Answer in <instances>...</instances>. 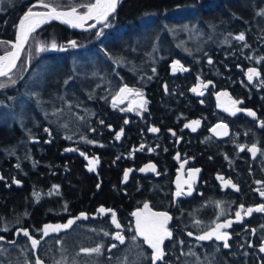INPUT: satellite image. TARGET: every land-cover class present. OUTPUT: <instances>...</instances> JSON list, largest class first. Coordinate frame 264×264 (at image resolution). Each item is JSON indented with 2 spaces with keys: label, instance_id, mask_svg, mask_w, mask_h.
Returning <instances> with one entry per match:
<instances>
[{
  "label": "trees",
  "instance_id": "trees-1",
  "mask_svg": "<svg viewBox=\"0 0 264 264\" xmlns=\"http://www.w3.org/2000/svg\"><path fill=\"white\" fill-rule=\"evenodd\" d=\"M57 3L64 8L79 5L75 0H54V4ZM23 7L22 0L1 7L3 10L8 8V11L0 14V41L12 39L17 16L23 11ZM177 7L181 9L183 7L181 12H185L184 16L188 17L186 21L196 22L200 30V36L185 47L182 46L183 50L180 47L182 45L180 38H177L178 34L170 36L166 32L168 27L185 20L184 17L173 18L182 15L181 12L178 13L179 16L173 15ZM110 22L112 26L108 28L101 26L99 30L96 28L81 31L70 30L66 26L51 22L33 33L25 45L19 63L11 74L12 79L17 75L21 61H27L25 69L28 70L30 64L31 74L32 70L43 68L50 74L55 73L58 80L62 74L65 76L73 73L72 77L67 76L69 82L73 83L78 79L75 74H78L82 82L89 81L86 83L87 86L85 82L83 84L77 82L71 89L65 90L63 98L58 100V112L65 123L85 126L90 122L86 130L77 132V136L92 141V144L89 143L91 146L79 139L74 144H80H76L78 149L79 146L82 150H85V147L89 148L91 154H97L101 159L100 164L105 166L96 174L85 172L80 161L81 157L77 152L71 155L64 150L59 140L60 136L48 123L44 125L39 121V125L29 127L27 132L33 139L24 140L21 135L24 127L26 131V126L23 123L20 127L14 122L11 126L0 123V177H2L0 191H4L2 192L4 195L0 192V228H3L4 220L10 221L17 217L15 220L20 221L18 226L27 228L29 233L34 235L43 222L42 215L37 216L39 208L49 210L45 216H49L50 220H58L59 214L51 211H58L62 207L70 210L69 202L64 201L75 200L78 194H82L84 198L94 194L93 197L98 204L104 203L114 207L119 213L127 212L130 206L133 208L143 198L151 200L147 193L153 194L154 186L157 185L154 179L152 180V176L146 181L137 172L142 160L153 159L158 164L159 172L163 170L167 172L173 168L172 155L176 150L192 155L205 174L211 175L212 171L217 170L225 175L230 174L243 197L229 191L222 192V199L251 200L250 187L256 180L264 181V177L260 175L264 173V159L261 157L264 155V126H262L264 60L260 59L264 57V0H121ZM147 22L149 24L146 30L147 36L160 37L158 41L160 47L156 51L149 47L145 49L143 46L129 44L134 36L144 35L137 30ZM100 30L103 34L97 37L96 33ZM241 32L245 34L244 41L235 39ZM33 39H37L34 44ZM61 40H75L78 47L52 50L49 53H40L33 49L37 47L38 42L46 49V45H50L53 41L58 45ZM178 46L180 48H177ZM8 48V45H0V54ZM86 51H90L87 53H91L92 56L96 54L100 56L91 64L88 62V55L84 54ZM143 51L146 52L143 54ZM186 51L189 53H185ZM72 52L75 54L74 57L84 55L85 59H77L72 65L70 56L69 59L64 56ZM33 54L35 55L31 58ZM61 56L67 58L61 66L54 65L56 68L53 67L52 70L48 64L40 66L42 62L47 63L46 61L50 62L51 58ZM140 58L151 67L147 69L149 78L147 81L133 82L134 77L126 67L130 61L136 62ZM175 58L183 64L186 71H172L171 63ZM209 60L212 62L209 63ZM121 62L126 70L119 66ZM36 63L40 64L37 66ZM253 67L260 72V75L253 77L250 82L246 71ZM146 73L141 74L146 75ZM84 74H88L89 77L83 78ZM197 80L208 82L202 94H195L190 89ZM36 81H39L40 85L43 84L41 90L44 92L42 95L45 96L41 99L60 91L59 84L51 86L47 80ZM0 82H5L7 85L8 78L0 77ZM33 83L38 85L37 82ZM121 83L140 86L145 90L148 104L139 116L130 110L121 111L117 105L113 107L110 103V93L115 92L116 87ZM83 85L86 86L84 89ZM10 89L11 86L0 89V104H7L11 95H20L21 90L17 89L12 94ZM224 89L228 94L239 99L243 107H251L257 116L252 118L241 112H236L235 115L223 113L216 105V97L213 94L218 90L223 92ZM84 90L87 93L86 98H84ZM34 91L37 93V90ZM70 101L72 104L68 107ZM74 104L80 105L81 108H73ZM65 105L68 109L62 108ZM44 106L49 109L52 107L48 102ZM53 109L56 110V107ZM69 112L71 117L68 116ZM72 114H76L75 118L79 119L74 122ZM217 120H224L230 126V133L226 139L214 138L208 132L209 126ZM192 121L200 122L199 128L195 131L192 127H185ZM78 124L76 127H80ZM151 126L159 129V132L148 133L147 129ZM45 129L48 131L46 132ZM121 129L123 132L120 138L116 139V134ZM23 141L26 144H23ZM248 143L255 144L259 149L255 158L247 152ZM141 144H145V147L140 154L136 152V148ZM176 144L177 148L174 150L173 145ZM238 144L243 148L238 149ZM150 146L153 151L147 153L146 150ZM221 157L224 159L221 160ZM125 168L131 169L128 185L125 183L114 185L113 181L122 182ZM117 170L120 172H116ZM67 177L70 179L68 182L72 179L73 182L80 184L82 191L80 192L78 187L76 194L74 189H67L68 187L64 185V178ZM16 180L20 183H15ZM99 180L102 182L98 183ZM104 181L109 182V186L112 183V187L107 189V186H103ZM61 183L64 190L59 191L58 195H49L45 191L48 189L46 187L59 186ZM96 183L99 187H96ZM34 192L40 193L39 201L33 196ZM18 194L19 198L15 199ZM85 200L87 199L71 207L73 213L84 209L82 207L85 206ZM59 202H62L61 205ZM0 236L5 237L2 242L10 239V234L6 231H2ZM36 252L38 255L46 256L42 253L41 247ZM38 255L36 253V256ZM45 258H47L45 260L49 259L47 256ZM3 261L4 258H0V263Z\"/></svg>",
  "mask_w": 264,
  "mask_h": 264
},
{
  "label": "rangeland",
  "instance_id": "rangeland-1",
  "mask_svg": "<svg viewBox=\"0 0 264 264\" xmlns=\"http://www.w3.org/2000/svg\"><path fill=\"white\" fill-rule=\"evenodd\" d=\"M15 1L16 0H3V2H0V5L3 8V6L5 4L10 5V4L14 3ZM32 2H34V1L33 0H22L23 6H24L23 11L27 8L28 4H30ZM75 2H76V4H83V3L89 2V0L88 1L87 0H75ZM72 6H75V5H72ZM1 7H0V14L1 13L5 14V12L8 11V8L3 10ZM182 9H184V8L182 7ZM182 9H181V7H177V9L175 8L173 11V15L174 14L178 15V13H180L182 11ZM181 13H182V15L180 17H174L173 16V18L176 19V18L184 17L185 20L183 22L178 23L177 25H174L172 27H168V29H166V32L170 36L178 34L177 38L178 39L180 38V42L182 43V45L180 47H182V46L185 47L186 44H189L190 42L195 41L196 38H198L200 36V30H198V25L196 22L186 21V19L188 17L184 16L185 12H181ZM110 26H112L111 22H110ZM148 26H149L148 22L146 24H144L143 26H140L138 28L137 32H139L140 34H144V35H142V37H139L138 35L134 36V39L130 40L129 44H131L132 46H134V45L135 46H143V47H145V49L147 47H149L151 50L156 51L160 47V43L158 42L160 37L158 35H155L154 37L147 36L146 30H147ZM14 28H15V26H14ZM94 29H96V28H94ZM99 29H100V25L97 26V30H99ZM36 31H38V30H36ZM179 35H180V37H179ZM36 42H37V39H33V44ZM67 42L68 41L61 40L58 45L66 46ZM177 43H179V42H177ZM173 45L175 46V44H173ZM47 46L48 45H46V49H45L46 51H48V50H49V52L52 50L60 51L59 48L52 49V48L47 47ZM180 47L178 46L177 48H180ZM183 47L181 48L182 50H183ZM33 49H36V48H33ZM49 52H46V53H49ZM87 52H90V51H86V52H84V54L88 55V57H89L88 62L91 64L94 62L95 58H97V57L99 58V56H100L98 54L92 56V55H90L91 53H87ZM145 52L146 51H143L142 53L144 54ZM142 53H141V55H142ZM185 53H189V52L186 51ZM34 55L35 54L31 55V58ZM74 55H75L74 52L70 53V55H64V56H67V58L70 56L69 58L71 60L72 65H73L74 61L77 59H82V60L85 59V58H83L84 55L81 57H77V56L74 57ZM64 56L51 58V60H49L50 62L46 61L47 63L42 62L43 64L42 63L41 64L39 63V64H40V66H42L44 64L45 65L48 64V67H50L52 70L53 67L61 66L62 63L67 60V58H64ZM18 63H19V60L17 62V65H18ZM36 64H34V66H36ZM39 64H37V66ZM171 64L173 65V63H171ZM26 65H27V61H21V65L19 64V67H18L17 72H16L17 75L14 77V80L16 81L15 84L16 85L18 84V88H16L15 84H11L9 81L7 82L8 84L6 85V87L11 86L10 93L13 94L17 89H19L21 91H20L19 96L11 95V97L9 98V102L7 104H3V105L0 104V123H5L6 125L11 126V124L14 122V123L18 124L19 127L23 123L26 126V131H24V129H25V127H24V129L22 130L23 134L21 136H23L25 139H29V138L33 139L32 136L29 137L30 135L27 132L29 127H31L32 125H35V126L39 125L38 124L39 121H42L43 122L42 124H44V125H46L48 123L52 126L53 130H55L56 134H58L60 136L59 140H61V144H63V148L65 147V149H64L65 151H66V149H75L74 151H66V152L71 153V155L74 152H77V154L78 153H84L85 155L88 154V156L91 155L92 157L90 156L91 157L90 159L97 158L96 154H91V151L89 150V148L85 147L84 148L85 150H82V148H80V146H79V149H78L76 144H79V143L74 144V142L78 139L81 141H86L84 139H81L82 137L77 136V134H78L77 132L79 130H82V129H84V130L87 129V127L90 124V122H87L88 119L86 120L87 123L85 126H81L78 123H75V124L69 123V122L65 123L63 118L61 117L60 113L58 112L59 111L58 110V108H59L58 100H61L63 98V96L66 93L65 90L71 89L73 87V85H75V83H77V82H79L80 84H83L85 82V80H84V82H82V80H80V78L78 77V74H75L78 79L76 81H74L73 83L71 81L69 82V77H67V76L72 77L73 73L65 75V76H64V74H62V77L63 76L64 77L63 78L61 77L58 80L57 75H55V73L50 74V73H48V71L43 70V68H36L35 70H32V74H31L32 68L29 71V68L31 67L30 64L28 65V70L25 69ZM172 65H171V69H172ZM180 65L183 68H185L183 66V64H180ZM119 66L122 67L123 63L121 62V64ZM122 68L124 70H126L124 67H122ZM126 68L129 71V73L131 75H133V77H134V78H132L133 82H135V81L138 82V80L139 81L140 80L147 81L149 78L147 69L148 68L150 69L151 67L149 64L148 65L145 64L144 59L140 58L136 62L130 61V63L127 65ZM47 69H49V68H47ZM177 71H180L179 66H178ZM142 72H144V73L147 72V73H146V75H144V74H141ZM246 73H247V71H246ZM83 76H84L83 78H86V79L89 77L88 74H84ZM46 77H49V79H46ZM119 78L120 77H117V79H119ZM36 80H40L42 82H46L45 80H47L51 83V86L54 84H59L60 91H58L57 94L55 93L56 95L54 93H52L51 96L41 99L42 96L43 97L45 96V95H42L44 92H43V90H41L42 89L41 87L43 86V84H41V85L38 84L39 81H36ZM100 81H101V79H100ZM33 82H37L36 84H38V85H35ZM88 82L89 81L86 80V82L84 84L86 85V83H88ZM69 83L72 85L69 86L70 85ZM207 83H208L207 81L201 82V81L197 80L196 82H194L192 84L190 89L192 91L193 88H197V91H195V92L193 91V92L195 94H200L205 89V85H208ZM123 84H125V83H121L120 85H118L116 87L115 92L110 93L109 100H110L111 104H113V101L111 98L117 92H119L120 86ZM146 84H147V82H146ZM85 85L82 86L83 89L87 86V85L86 86ZM125 85H127L129 88H132V89H139L143 93L144 99L147 101V104H148V98L146 96V92L143 89V87H140V86L136 87L134 85L130 86L128 84H125ZM34 90H37V93ZM215 92H216L215 95L217 96V93H224L227 91L224 89L223 92H222V90H218ZM34 95L36 97H34ZM86 96H87V93H86V90H84V98H86ZM223 96L224 95H221V97L217 96V102L221 107H222V105H224L221 103L222 99L224 102L226 101L228 105H231V101H233V100L239 101V99H237L236 97L234 98L232 95H228L226 97L225 96L223 97ZM229 98H231V99H229ZM46 102H48L49 104L52 105V107H50V109L47 108L46 106H44ZM139 102H140L139 98L136 97L134 94H127V98L123 99V102L118 103L117 106H118V108L126 109V110H129V107L131 106L132 110H130V111H133V113H136V115L139 116L147 106V104H146L145 108H140ZM55 103L57 105H55ZM68 103L67 104L69 107V106H71L72 101H70ZM218 104L216 103L217 106H219ZM236 106H238V108H240V109L246 110V108L242 106L241 101ZM53 107H56L57 111L54 109L52 110ZM68 107H66V105H65L62 108L68 109ZM78 107H80V105L74 104L73 108H78ZM28 109H30V110H28ZM240 112L247 115V111H240ZM70 113L71 112L68 113L69 117H71ZM75 117H76V114L75 115L72 114V118H74V122L77 121V119H79V118H75ZM68 120L72 121V119H68ZM217 121H219V120H217ZM221 121H224V120H221ZM225 123L227 124V126H229L227 122H225ZM68 124H69V126H68ZM77 124L80 127H76ZM149 128H153V126H151ZM149 128H148V130H149ZM208 132H209V130H208ZM48 133H50V130ZM229 133H230V126H229ZM229 133H228V135H229ZM228 135H226V137H228ZM226 137L225 138L223 137L222 139H226ZM24 138H22V140H24ZM214 138H216V137H214ZM167 139H169V138L167 137ZM169 141L171 142V140H169ZM250 143H254V142H250ZM250 143H248V144L250 145ZM85 144L90 145L92 143H90V144L85 143ZM248 144L246 146H249ZM74 145H76V146H74ZM240 146H242V145L238 144V146H237L238 149H242ZM175 148H177V144L173 145L174 150H175ZM176 151H178V150H176ZM247 152L251 154L252 158H255L259 153V151H258L256 156L254 157L251 152H249V151H247ZM184 155L186 156L187 154L184 153L183 156ZM261 157L264 159V155H262ZM103 166H105V165L100 164V161L98 160V163L95 164V166H94V170H89L90 165H89V160H88V162L85 163V170L89 174H96L100 169L103 170ZM195 169H198V168L195 167ZM127 170H129V169H127ZM130 173H131V171H130ZM260 175L264 177V173L260 174ZM226 177H229L226 180H231L232 182L234 181L231 179L230 174H226ZM61 179L63 180V177H61ZM69 180H70L69 177H67L66 179L64 178V181H65L64 185H65V187H68L67 189H71V190L74 189L75 190L74 192L76 194H77L76 189L78 187L80 189L79 191L80 192L82 191V187L80 186V184L73 182L74 180L72 181V179L70 182H68ZM256 181L264 182L262 179L256 180ZM256 181L254 182V184H257ZM92 182H93V180H92ZM99 182L101 183L102 180H99L98 183ZM113 182H114V185H116V186L124 184V182L123 183L122 182L116 183L115 181H113ZM109 184H110L109 182H105L103 186H105V187L107 186V189H109L113 185L111 183V185L109 186ZM233 184H235V183L233 182ZM30 185L32 186V183ZM95 185H97V183ZM50 186L46 187V188H48L45 190V191H47V193L52 191V185H50ZM62 186H63V183H61V185H59V191L64 190V188ZM115 192H117V191H114V193ZM53 194H55V192H53ZM55 195H57V194H55ZM93 195L94 194H92L90 197L84 198L82 196V194H78V195H76L77 199L72 200V201H69V200L64 201V202H69L68 207H70V210L65 211V207H62L58 211L55 210V211H51V212L59 214L58 217H60V218L62 217L61 220H63L65 222L66 221L65 219L67 217L69 218V216H71L69 213L74 214V215L76 214V212L72 213V209H71L72 206H76L79 201L83 202L84 199H87L85 201H88L89 199L94 198ZM144 199H146V198H143L138 203H143ZM202 205H203V203H200L199 206H197V208H194L192 210V212L189 213L191 215V218L197 217V221L202 219V218L204 219L206 212H203V209H206V208ZM233 205H235V203L231 202L230 200H226L223 198L222 203L220 202V200L216 201L213 204L210 203L211 207H209L208 210L209 211L212 210V212L214 211L213 215H218L221 212L226 214L230 210L231 206H233ZM39 210L40 211H38L37 216L39 217L40 215H42L43 221H44L43 223H45V222L47 223L48 221L54 222L53 220H50V218H48L49 216H47V217L45 216V214L49 210H46V209L44 210V208H39ZM60 213H62L63 215H61ZM80 213H84V212L80 211ZM211 217H212V215L210 216V218ZM16 218L17 217H15L13 220H10V221L4 220L3 228L2 227L0 228V233H2V231L5 232L4 229L7 228L6 232H8L10 234V239L8 241H5V242L0 241V251H1L0 252V258H4V261L1 262L0 264H35V260L37 257L42 259L44 261V264H54V262H56V261H61V264H72L73 260L76 261V264H134L135 259L139 260V261L144 260L143 259L144 258L143 251H142V253H140L139 251H134L133 249L128 247L129 246L128 243H130L131 240H129V242L124 244V246L117 247V250L119 252L108 253L111 250L107 249V246H109V244H108L107 236L104 235V232H107L104 229V227L101 226L98 229L97 226H92V225L90 226L89 224H83V223H80V224L75 223L71 228H69V230H64L63 232H59V234H58L59 237L55 238L53 242L49 243V245H47L46 243H43V244L40 243V245H38V248L43 247L42 253H44L49 258L48 260H45L47 258H45L46 256H44L42 254L36 256V253L33 252V250L31 249V242L28 240V238L26 236H24L22 233L17 234L18 228H25V227H19L18 224H20V221L15 220ZM41 229H42V226L40 225L39 230L37 232H35V234L32 236L36 239H40L39 236L42 234V231H40ZM100 230H101L102 243L95 241V236L100 234ZM260 232L262 233V236H263L264 235V227L260 228ZM10 241H15V243L14 244L9 243ZM57 241H59V243H57ZM97 244L103 245L102 252L99 256H97L95 254H93L91 256H86L84 254L79 253V249L81 247L91 248V247H95ZM134 246H135V248L140 249L139 246H137L135 244H134ZM193 247L188 248V250H187V247H186V249L182 248V251H180V252L185 253V254L190 252L191 255L195 254V253H197L198 248L196 249L194 247V249H193ZM140 250H142V249H140ZM205 251H206V249H205ZM107 254L109 256H107ZM204 255H205L206 259L199 258L195 255H192V257H194L196 259L194 264H213L211 261L212 256L210 258H207L208 253H205ZM34 256H35V258H34ZM185 264H192V263L189 262V263H185Z\"/></svg>",
  "mask_w": 264,
  "mask_h": 264
},
{
  "label": "flooded vegetation",
  "instance_id": "flooded-vegetation-1",
  "mask_svg": "<svg viewBox=\"0 0 264 264\" xmlns=\"http://www.w3.org/2000/svg\"><path fill=\"white\" fill-rule=\"evenodd\" d=\"M101 26L102 25H100V27ZM215 93L216 92H214L213 95H215ZM215 97H216L215 98L216 103L218 104L217 96L215 95ZM218 107L223 111V113L232 115L230 114L231 113L230 111H229L230 113L228 111H225V108H231V105H228L226 101L224 102V108L221 107L220 105ZM236 107L238 108V106ZM246 110H251L255 112L251 107L246 108ZM256 116L257 114L255 115V117ZM194 127L195 129L199 128V126H194ZM158 132H154V133H158ZM148 133L151 132L148 130ZM216 138L222 139L221 137H217V136ZM141 146L136 148V152L140 154L142 152V148L145 147V144H141ZM149 148L152 149V146L147 148L146 150L147 153L152 152V151H148ZM184 153L187 155L183 156ZM184 153H181L179 151H174L172 155V160L174 161L173 168H171V171L167 170V173L164 172V170L163 172H159V167L157 162H154L153 159H149V158L142 160L141 164L137 167V172L140 173V175L144 177L146 181H148L149 177L152 176L153 177L152 180L154 179V182L157 183V185L155 184L154 186V194L147 193V195L151 198V200L144 199L143 203L135 204L133 208L130 206L127 212L125 211L119 213L114 209V207L107 206L104 203L98 204V201L95 198H92L86 201L85 206L82 207L84 209H79L78 211H76L75 215L69 213L71 216H69V218L67 217L65 219L66 220L65 222H67L70 218L79 216L80 211L84 212L87 215V219H80L76 221V223L79 224L83 223V224H89L90 226L91 225L97 226L98 229L101 226H103L104 229L109 233V235L107 236L108 244H109V246H107V249L111 251L108 253L119 252L117 250V247H122L124 246V244L129 242V240H131V242L128 243L129 245L128 247H130L134 251H139L140 253H142L143 251L144 253V258H143L144 260L139 261L133 259L134 264H152L151 261L152 249L149 247L147 243L144 242V238L142 236L136 235V231H135L136 218L132 216V213L134 211H137V209H143L144 203L147 202L150 208L152 209V211L168 212V214L172 217V219L169 221L168 227L172 231L173 235L170 239L165 240L164 249L166 255L164 260L157 261V264H185L189 262L194 264L196 259L192 257V255L206 259L204 255L205 253H208L207 258H210L212 256L211 261L213 264H264V253L260 252L259 250L261 243L264 240V235L262 236V233L260 232V228L264 227V213L253 212L251 215L243 217L241 222H234L229 228L222 229V231H226L229 234L228 248H225L223 246L224 244L223 241H217L215 240V238L207 241L196 240V236L201 235L203 234V232L209 230L211 227H214V223H213L214 221L219 223H223L227 219H231L235 221V213L237 210H239L241 204H243L245 208L248 207L255 208L257 205L264 204V197H261L259 195V192L257 191V189L264 190V188H262L260 184H254L253 186L250 187V191H249L251 200H242L241 198L243 196L241 190L237 191L233 189L231 186H222V181L217 179L218 175L223 177L225 180L229 178L226 177V175L223 172L212 171L211 175H209V173L205 174L204 171H202L201 165H199L196 162V160H194V157L190 155L188 152H184ZM77 155L81 157L80 161L85 170V163L88 162V160L92 156L90 155L91 156L90 157L88 156V154L81 155V153H78ZM86 156L88 157V159L85 158ZM97 159L101 162V159L98 155H97ZM145 163L155 165L156 171L141 172L140 169L142 168V165H144ZM182 164H183V168H181ZM195 167L200 169V172L196 174L195 181L193 183L192 194L184 195L180 197H174L178 174L180 175L181 180H185L188 178L189 170L195 169ZM127 169L129 168H125V170ZM125 170L123 174H125ZM85 172L87 171L85 170ZM170 172L172 173L170 174ZM129 173L130 171L128 172V176L126 180L123 176L122 183L124 182L125 185H128L129 182L128 178L130 176ZM184 188L185 190H187V185H184ZM229 191L235 192L237 196L238 194H240L239 197L241 198L234 199L231 201L235 203V205L231 206L230 210L226 214L221 212L218 215H213L214 211L212 212V210L211 211L208 210V208L211 207L210 203L213 204L219 200L222 203V192L227 193ZM200 203H203L202 206L206 208L203 209V212L206 213L204 219L202 218L198 220L200 223L199 225H196L195 222L197 221V217L191 218V215L189 213L192 212L194 208H197V206H199ZM100 206H104L106 209H112L116 212L117 219L121 225V229H117L115 225L112 224L111 213H106L104 215H101L97 212V209ZM73 212L74 210H72V213ZM211 215L212 217L210 218ZM61 219L62 217L61 218L59 217L58 220L57 219L53 220L54 222L48 221L47 223L46 222L43 223L44 222L43 221L41 223V226L43 228L45 224L56 225V224L65 223ZM253 229H255V232H253ZM63 231L64 230H61L60 232ZM117 231H120L121 234L125 237V242L123 244L113 239L112 234H114ZM189 232H192L193 235L189 236L188 235ZM58 234L59 232H50V234L44 238L46 240H42V242L49 245V243L53 242L55 238L59 237ZM41 235L39 236V238L41 237ZM133 237H135V239H133ZM248 239L250 240L248 241ZM95 241L102 243L101 230H100V234L95 236ZM181 241L183 243H181ZM112 244H115L116 247L112 248L111 247ZM134 244L139 246V248L142 250L135 248ZM193 246L196 249L198 248L197 253L195 254L191 255L190 252L186 254L180 252L182 251V248L186 249L187 247L188 250V248ZM42 248L43 247H41V249ZM36 253L38 255V252ZM107 256L109 255L107 254Z\"/></svg>",
  "mask_w": 264,
  "mask_h": 264
},
{
  "label": "snow or ice",
  "instance_id": "snow-or-ice-1",
  "mask_svg": "<svg viewBox=\"0 0 264 264\" xmlns=\"http://www.w3.org/2000/svg\"><path fill=\"white\" fill-rule=\"evenodd\" d=\"M0 2H3V0H0ZM121 0H94V2H87L79 5L72 6L70 8H67L66 10L62 9L60 5L54 4V0H36V3L30 6L23 14L22 17L19 19V23L16 25L15 29V40L14 41H0V45H8L9 50L5 51L3 55H0V77H7L8 81L11 84H15L16 81L12 79V72L17 66V61L21 57V53L25 48V45L28 43L30 37L33 33L36 32L37 29L41 28L42 25L48 24L52 21H59L62 24H66L69 27L72 28H81L85 30H90L97 28L98 25H102L103 28L110 27V18L113 17L115 14L118 5L120 4ZM42 8L43 11H36L34 9ZM88 21H95V23H88ZM103 34L102 30L97 31L96 35L97 37H100ZM236 40L244 41L245 40V34L241 32L239 35L235 37ZM47 47H50L52 49L59 48L60 50H66V48H76L78 47V43L75 40H70L67 42V45H57L55 41H53L50 45ZM247 47V45H245ZM45 50V46L41 43H37L36 51L41 52ZM264 60V57L260 58ZM212 61L209 60V63ZM186 71L187 69H184L180 62L174 61L172 65V71L176 72L178 70ZM153 72H155V69H153ZM247 78L251 82L253 80V77L259 76L260 72L257 71L256 68H249L247 73ZM211 83V82H209ZM206 86V85H205ZM6 87L5 82H0V89H3ZM192 91H197V88H193ZM127 94H134L136 97L139 98V107L145 108L147 101L144 99L143 93L139 89H132L129 88L127 85H124L119 89V92H117L113 97V107H115L118 103H122L123 99L127 98ZM202 94V93H201ZM228 96L227 92L224 93H217V96ZM231 99V98H229ZM240 103V101H231V108H225V111H230L232 115H235L236 112L240 111H247V114L249 116L255 117L256 113L251 110H244L237 108L236 105ZM129 110H132L131 106L129 107ZM121 111H124V109H121ZM103 123V121H101ZM127 123V121H125ZM199 121H192L190 124L185 125V127H192L193 131H195L194 126L199 125ZM262 126H264V122H262ZM217 129H223V131H217ZM47 132L48 129H45ZM150 132H158L159 129L153 127L149 128ZM211 131L215 135H228L227 132V125L226 124H218L211 129ZM123 132V129H121V132H118L116 134V139H119L121 134ZM70 138V137H69ZM81 139H85L82 137ZM87 143H93L92 141H86ZM143 147V146H141ZM243 148V146H240ZM75 149H66V151H74ZM148 151H153V149L149 148ZM248 151L252 153V155L255 157L259 149H257L256 145L253 144L250 148H248ZM81 155H85L84 153H81ZM88 159V157H85ZM186 162V160H185ZM98 163L97 158L89 159V170H94L95 164ZM181 168H183V164L181 165ZM156 171L155 165H146L144 168H141L140 171ZM131 171L126 170L124 174L125 180L127 179L128 172ZM200 172V169H190L188 172V178L185 180H181L180 175L177 176V182H176V191L174 193V197H180L184 195H191L193 191V183L195 181L196 174ZM2 179V177H0ZM217 179L222 181V186H231L233 189L239 191V188L236 184H233L231 180H225L221 176H217ZM15 183L19 184L20 182L18 180L14 181ZM257 184H260L262 188H264V182L256 181ZM184 185H187V190H185ZM99 187V185H97ZM259 192V195L261 197H264V190L257 189ZM53 192L55 194H59V186L53 185L52 191L49 192V195H52ZM33 196L36 198L37 201L40 199V193L34 192ZM65 211H67V207H65ZM97 212L101 215H104L106 213H111V222L115 225L117 229H121V225L117 219L116 212L112 209H106L104 206H100L97 209ZM253 212H259L264 213V204L257 205L255 208L248 207L245 208L243 204L240 205L239 210L235 213V221L231 219L225 220L223 223L219 222H213L214 227H211L209 230L203 232V234L196 236L197 241H207L212 240L215 238L217 241H223V246L225 248L229 247L228 239L229 234L226 231H222V229L229 228L232 223L234 222H241L243 217L251 215ZM27 213H25L26 215ZM132 216L136 218V224H135V231L136 235L142 236L144 238V242L149 245V247L152 249L151 254V261L152 264H157V261H162L165 258V249H164V243L166 239H170L173 235L172 231L168 227L169 221L172 219V217L168 214V212H154L150 208L149 204L147 202L144 203L143 209H137V211H134L132 213ZM80 219H87V215L85 213H80L79 216L70 218L66 223L63 224H45L43 228L40 230L42 231V235L40 239L34 238L28 231V229L25 228H18L17 234L22 233L24 236L28 238V240L31 242V249L33 252H35L38 248V245H40L41 241L47 237L50 232H60L61 230H66L71 228L76 221ZM196 225H199V221L195 222ZM7 231V228L4 229ZM253 232H255V229H253ZM105 236H108V232H104ZM189 236H192L193 233L189 232ZM113 239L119 241L121 244L125 242V237L121 234L120 231L115 232L112 234ZM5 239L4 236H0V241H3ZM135 239V237H133ZM9 243H15V241H10ZM59 243V241H57ZM181 243H183L181 241ZM102 245L97 244L95 247H81L79 249V253L84 254L86 256H91L93 254L99 256L102 252ZM112 248H115L116 245L112 244ZM260 252L264 253V241H262L260 246ZM35 264H44V261L40 259L39 257L36 258ZM54 264H61V261H56ZM72 264H76V261L73 260Z\"/></svg>",
  "mask_w": 264,
  "mask_h": 264
},
{
  "label": "water",
  "instance_id": "water-1",
  "mask_svg": "<svg viewBox=\"0 0 264 264\" xmlns=\"http://www.w3.org/2000/svg\"><path fill=\"white\" fill-rule=\"evenodd\" d=\"M91 2H94V0H92ZM36 3V1H34V2H32V3H30V4H28V6H27V8L18 16V19L16 20V24H15V29H16V25L19 23V19H20V17H22L23 16V14H24V12L30 7V6H32L33 4H35ZM70 7H72V6H70ZM70 7H66V8H64V7H61L62 9H64V10H66L67 8H70ZM34 10H36V11H43L44 9H42V8H37V9H34ZM52 22H56V23H58V24H62L61 22H59V21H52ZM88 23H95V21H88ZM49 24V23H48ZM45 25H47V24H45ZM63 26H66L67 28H69L70 30L72 29V30H75V31H81V30H85V29H81V28H72V27H69L68 25H66V24H62ZM43 26V25H42ZM41 26V27H42ZM38 30V29H37ZM15 40V31H14V34H13V37H12V39L10 40V41H14ZM9 50V49H8ZM46 52H49V50L48 51H46V50H44V51H41L40 53H46ZM4 53H2V54H0V55H3ZM22 54V53H21ZM174 61H177V59L175 58L173 61H172V63L174 62ZM18 62V61H17ZM125 84H123V85H121L120 86V88L121 87H123ZM221 97V96H220ZM224 97V96H223ZM226 97V96H225ZM112 99V98H111ZM222 104H224V101H223V99H222V102H221ZM222 107L224 108V105H222ZM221 123H223V124H226L224 121H221V120H219V121H216L215 123H213L211 126H210V128H209V132L214 136V137H221V138H225L226 136H224V135H215L212 131H211V129H213V127L214 126H216V125H218V124H221ZM227 125V124H226ZM217 131H223V129H217ZM227 132L229 133V126H227ZM252 146V144H250L249 146H248V148H250ZM258 149V148H257ZM146 165H149V163H145L144 165H142V168H144ZM153 165V164H152ZM148 171H150V172H152L151 170H148ZM264 241V240H263Z\"/></svg>",
  "mask_w": 264,
  "mask_h": 264
},
{
  "label": "bare ground",
  "instance_id": "bare-ground-1",
  "mask_svg": "<svg viewBox=\"0 0 264 264\" xmlns=\"http://www.w3.org/2000/svg\"><path fill=\"white\" fill-rule=\"evenodd\" d=\"M248 116H249V115H248ZM251 117H253V116H251ZM20 138H21V137H20ZM27 138H28V137H27ZM24 139H25V138H24ZM17 140H18V139H17ZM23 142H24V141H23ZM18 144H19V143H18ZM23 144H26V143L24 142ZM19 145H21V143H20ZM29 145H30V144H29ZM25 147H26V145H25ZM214 149H215V148H214ZM214 149H213V150H214ZM209 151H211V150H209ZM215 152H216V149L214 150V153H215ZM212 153H213V151H212ZM219 158H220V157H219ZM222 158H223V157H221V160H222ZM223 159H224V158H223ZM201 162H202V161H201ZM224 162H225V161H224ZM219 164H221V163H219ZM224 164H225V163H224ZM165 169H166V168H165ZM170 171H171V170H170ZM116 172H120V171L117 170ZM172 172H173V170H172ZM172 172H170V174H171ZM121 173H122V172H121ZM166 173H167V172H166ZM0 189H1V188H0ZM17 191H18V190H17ZM0 192L2 193V192H4V191H0ZM2 194H3V193H2ZM153 194H154V193H153ZM0 195H1V194H0ZM3 195H4V194H3ZM17 196H18V197L15 196V199H18V198H19V194H18ZM21 196H22V195H21ZM149 200H150V199H149ZM149 200H148V201H149ZM56 201H57V200H56ZM59 201H60V200H59ZM59 203H60V202H59ZM59 203H58V204H59ZM61 203H62V202H61ZM61 203H60V205H61ZM54 205H55V204H54ZM58 207H59V206H58ZM61 207H62V206H61ZM0 252H1V251H0Z\"/></svg>",
  "mask_w": 264,
  "mask_h": 264
}]
</instances>
